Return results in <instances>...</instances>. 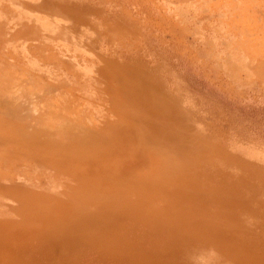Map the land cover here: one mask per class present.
Returning a JSON list of instances; mask_svg holds the SVG:
<instances>
[{
	"label": "rangeland",
	"instance_id": "obj_1",
	"mask_svg": "<svg viewBox=\"0 0 264 264\" xmlns=\"http://www.w3.org/2000/svg\"><path fill=\"white\" fill-rule=\"evenodd\" d=\"M0 264H264V0H0Z\"/></svg>",
	"mask_w": 264,
	"mask_h": 264
}]
</instances>
